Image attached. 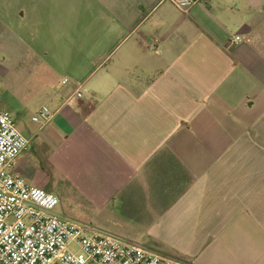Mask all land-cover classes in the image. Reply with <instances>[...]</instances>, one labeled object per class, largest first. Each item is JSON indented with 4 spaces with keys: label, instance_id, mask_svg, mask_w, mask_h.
<instances>
[{
    "label": "crops",
    "instance_id": "obj_1",
    "mask_svg": "<svg viewBox=\"0 0 264 264\" xmlns=\"http://www.w3.org/2000/svg\"><path fill=\"white\" fill-rule=\"evenodd\" d=\"M0 56V109L29 138L11 171L58 215L264 264V0H0Z\"/></svg>",
    "mask_w": 264,
    "mask_h": 264
},
{
    "label": "built area",
    "instance_id": "obj_2",
    "mask_svg": "<svg viewBox=\"0 0 264 264\" xmlns=\"http://www.w3.org/2000/svg\"><path fill=\"white\" fill-rule=\"evenodd\" d=\"M169 1L186 11L199 0ZM1 94L0 82V98ZM52 115L47 105H41L31 119L43 125ZM28 144L29 138L19 132L10 112L0 109V264H189L53 212L59 203L55 193L11 171L14 159Z\"/></svg>",
    "mask_w": 264,
    "mask_h": 264
},
{
    "label": "rangeland",
    "instance_id": "obj_3",
    "mask_svg": "<svg viewBox=\"0 0 264 264\" xmlns=\"http://www.w3.org/2000/svg\"><path fill=\"white\" fill-rule=\"evenodd\" d=\"M220 8L222 9V6H220ZM2 60H3V59H2V57L0 56V61H2ZM0 80H3L1 74H0ZM4 95L7 96L8 94H7L6 92H4L3 96H4ZM5 96H4V98H3L4 100H5ZM0 100H1V98H0ZM4 100L0 102V107L4 104ZM29 176H30V177H33V176L30 175V173H29ZM34 177H35V178H45V175H44V176H40V175L35 174ZM24 179H25V177H24ZM25 180H26V179H25ZM53 212L59 214V213H58V206L55 207V208L53 209ZM68 218H69V217H68ZM73 220H75V219H73ZM76 221H78V220H76ZM78 222H80V221H78ZM52 264H57V263L54 262V263H52Z\"/></svg>",
    "mask_w": 264,
    "mask_h": 264
}]
</instances>
